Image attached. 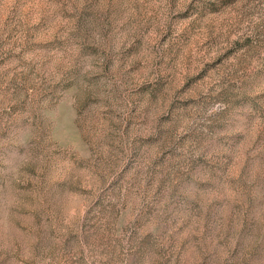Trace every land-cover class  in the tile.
<instances>
[{"label":"rangeland","instance_id":"374dc122","mask_svg":"<svg viewBox=\"0 0 264 264\" xmlns=\"http://www.w3.org/2000/svg\"><path fill=\"white\" fill-rule=\"evenodd\" d=\"M0 264H264V0H0Z\"/></svg>","mask_w":264,"mask_h":264}]
</instances>
